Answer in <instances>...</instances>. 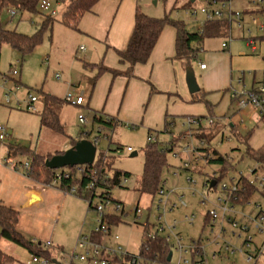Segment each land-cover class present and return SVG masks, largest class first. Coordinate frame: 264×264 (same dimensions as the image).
I'll return each instance as SVG.
<instances>
[{"label":"rangeland","instance_id":"rangeland-1","mask_svg":"<svg viewBox=\"0 0 264 264\" xmlns=\"http://www.w3.org/2000/svg\"><path fill=\"white\" fill-rule=\"evenodd\" d=\"M173 2L175 0H145L150 9L156 11L162 17L165 16V13L169 14L171 12L170 7ZM69 3L70 0L53 2V9L56 10L57 14L54 16L55 21L52 31L45 32L43 41L32 52L22 56L18 50L8 44L3 45L0 51V125L5 126L9 132L8 139L0 141V164H2L0 168V197L3 201L1 204L10 206L19 212L17 227L28 240L31 241L32 238H37L43 244L46 241H51V245L46 248L47 256L60 261L62 264L70 262V256L76 249L80 234L91 235L99 226L97 211L95 208L89 209L88 200L78 193L65 195L64 190L56 186L41 187L43 197L35 203L27 204L29 200L24 190L26 187L28 189L33 183L30 179L34 180L35 183L38 182L30 178L27 175V170L23 167L26 162L30 163L31 159L22 154L14 158H7L10 145L23 146L43 157H47L49 153L66 150L71 145V139L77 140L85 132L91 131L88 137L90 140L96 135V127L91 123L93 112L86 105L87 96H85L84 104L81 106L65 100L68 93L76 96L80 90H86L84 73L91 72L90 68L85 66L88 61L86 57L89 51V42L85 39L82 40L74 27L63 22V13ZM231 3L233 10L240 12L243 9L259 6L262 8L261 6H263L262 4H256L253 0H232ZM203 4H206L205 0H179L178 7L172 10L171 16L183 20L189 30L195 31L205 21V17L200 12L194 14L193 10L199 9ZM180 6L183 7L179 8ZM46 15L47 13L42 11L36 14L23 12L15 15L14 19L10 21L9 9L3 8L0 10V20L5 27L28 35H32L39 30ZM247 18H245L246 21H248ZM260 21L264 24V16L261 17ZM250 25L254 28L253 32H255L254 25L256 24ZM241 30L242 28L239 29L236 24L233 25L234 35L241 34ZM262 34L264 35V32ZM231 39V37L226 36L225 38H213L209 42L212 49L223 52L221 42L229 43ZM81 45L86 47L85 52L80 50ZM201 59H205L204 61L210 65L207 58H204V51L200 52L198 57L190 62V67L193 68L200 86H202L203 73L200 72L198 63ZM57 74L60 75L59 78H57ZM236 77H234L235 80ZM249 78L248 75L247 80ZM90 81L93 83V80ZM184 82L188 94L191 96L200 95V91L194 94L190 92L186 76ZM29 91L39 98L37 111L26 107ZM42 91L64 100L59 116L64 132H57L41 126L40 114L43 105L40 96ZM253 109L249 105L243 110H238L235 101L225 116L215 118L218 131L212 137V146L219 154L225 156L228 163L232 165V168H228L227 175L223 177V182L231 177H247L252 169H258L256 172L258 174L264 173V169L258 168V164L247 154L248 147L259 149L264 146V121L260 119L261 117L259 118V114L253 112ZM79 115L87 116L89 122L81 124ZM185 118L181 116L174 117V120L169 122L171 132L160 130H151V132L155 137L154 142L157 141L161 147L167 150L169 167H166L162 172L163 186L166 189L175 190L171 201L176 202L183 195L188 204L186 207L179 205L173 211L168 212L167 220L172 223L174 220L179 221L177 231L181 232L186 238H198L202 233L204 215L208 206L201 204L199 195H192L188 178L193 176L194 180L198 182L197 189L202 190L206 177L212 175L215 171L221 170L223 164L215 161L206 162L200 159L197 163L192 162V165L196 166L198 171L200 169V173L182 169L184 160L189 157L185 151L187 142L199 143L197 137L184 138V134L189 131L188 126L184 124ZM232 125H235L237 131L242 135L251 132L247 142L241 140L232 131ZM104 132L109 138L103 136L100 139L98 153L106 152L110 147H122V152L115 154L114 167L129 173L127 185L111 190L112 196L123 202L128 214L123 216L122 223L112 228L111 235L105 239V243L115 248L121 246L132 252H137L143 238V229L141 226L134 224L135 207L139 204L147 211V208L152 205L151 221H154L159 213L157 207H155L157 198L151 203L152 197L148 194L141 195L138 189L144 170L145 147L149 143L148 135L150 132L142 124L132 122H119L114 127H104ZM129 146L133 148V152H137L136 156H132L133 152L126 151ZM217 191H219V187L213 190L214 194L211 197L215 198ZM250 201V205L244 206L241 203H236L235 207L237 210L251 211L254 208L259 210L256 207V205H259L264 210L263 193L255 192ZM97 202H100V199L94 197L92 204L95 205ZM193 213L197 216L194 224L190 225L185 222V216ZM116 235L119 236V239L115 238ZM225 235L226 240L230 241L231 236L229 233ZM203 237L213 238L208 228L204 229ZM0 239L2 242H6L4 244L1 242L0 247L17 259L15 264H33L32 257L34 254L27 248L4 238ZM233 242L241 244L235 238ZM263 242L264 233L255 236L253 245L261 247ZM203 244L206 245L208 264H228L230 262L248 264L245 256L241 253L228 254L224 249L222 252H218V258H213V251L218 250L219 247L215 246L214 243H208L206 240ZM77 251H80V249H77ZM176 258L174 256V260ZM254 263L264 264V249L254 260ZM71 264L83 263L74 260Z\"/></svg>","mask_w":264,"mask_h":264},{"label":"crops","instance_id":"crops-1","mask_svg":"<svg viewBox=\"0 0 264 264\" xmlns=\"http://www.w3.org/2000/svg\"><path fill=\"white\" fill-rule=\"evenodd\" d=\"M178 1L173 2L170 7L171 12L177 9ZM138 6L150 16L162 17L151 10L145 0H100L92 11L82 16L75 28L79 37L89 42L86 57L88 61L85 66L90 68L91 72L84 73L87 87L84 93L88 99L86 105L93 114L98 113L112 118L117 124L119 122L142 124L150 133L151 130L164 131L168 117L225 116L231 105L235 103L230 95L231 89L241 87L237 83L239 78H243L244 85L248 89L257 87L264 80V35L262 34L264 27L263 29L260 27L263 24L260 21L264 16L263 5L262 8L259 6L241 11L243 14L241 34L234 35L233 25L236 23H232L230 33L232 39L226 51L223 48L224 41L221 42L223 52L212 49L209 41L219 37L206 38L203 41L200 52L204 51V58H207L210 65L204 61L205 59H201L198 63V68L203 73L202 86L198 84L200 95L188 94L184 80L187 68L190 66L176 57L177 30L172 25L164 27L149 60L146 63L136 64L132 76H114L110 72H105L93 84L90 80H93L98 64L120 71L128 69V64L120 62L117 50H123L128 45L135 26V12ZM250 24H256L255 32ZM84 48L86 51V47ZM201 63H205L206 68L202 69ZM248 75L249 80H247ZM235 76H237L236 80ZM203 100H207L211 108ZM253 112L257 113L255 109ZM30 180L33 183L24 190L29 200L27 204L35 203L43 197L41 187H55ZM64 193L67 195L65 191ZM2 202L0 197V204ZM233 239L230 237L231 241ZM1 242L0 239V246ZM4 243L6 242H2Z\"/></svg>","mask_w":264,"mask_h":264},{"label":"built area","instance_id":"built-area-1","mask_svg":"<svg viewBox=\"0 0 264 264\" xmlns=\"http://www.w3.org/2000/svg\"><path fill=\"white\" fill-rule=\"evenodd\" d=\"M62 0H41L39 4V10L43 13H47L51 16H56L57 12L53 9V2H61ZM206 4H203L199 9L193 10L194 14L200 12L203 14L206 20H221L223 18H228L231 23H236L239 28L242 25L243 14L240 11H235L232 8V0H205ZM256 4L264 5V0H253ZM10 12V21H12L18 13V10L14 8H9ZM203 21V24L205 23ZM202 24V26H203ZM263 29L264 24L260 25ZM250 32V31H249ZM223 48L227 50L229 48L228 42L223 43ZM80 50L85 51V48L82 46ZM201 68H206L205 63H201ZM60 75L57 74V78ZM237 83L241 88L233 87L230 91V95L234 101L237 102L238 110H243L249 105H251L259 114L260 117L264 118V80L254 88H247L244 85L243 78H239ZM11 91V90H10ZM9 91V93H10ZM67 102L73 103L75 105L81 106L85 101V93L83 90H80L77 95L68 93L65 97ZM39 101L38 96L29 93L26 107L30 110L37 111L39 106L37 102ZM79 120L81 124H87L89 119L85 115H79ZM92 123V122H91ZM117 124V123H116ZM189 131L184 134V138L190 139L191 137H197L199 143L187 142L185 151L188 156L183 164L182 169H185L190 172H197V167L192 165V162H198L200 159L209 162L217 158V155L213 153L212 141L208 143L204 138H198L199 134L202 133H212V128L217 124L213 116H188L185 118V123ZM96 135L91 139V141L97 147L98 156V145L100 139L103 136L108 137L104 132V127L100 125H95ZM198 134V135H197ZM9 132L8 129L0 125V141L8 139ZM109 138V137H108ZM186 139V140H187ZM90 140V139H89ZM155 137L153 133H149L148 142H154ZM123 150L122 147L110 148L104 152L106 154H119ZM127 152H133L132 147H127ZM177 155V153H175ZM179 156V155H177ZM96 160V159H95ZM25 169L27 170L30 167V163L26 162L24 164ZM69 167L62 168L66 172L59 171L56 174V178L53 181V185L57 184L63 174H66ZM78 172H84V165H77ZM257 169H252L249 176L245 177L248 183L252 186H255L259 189H264V173H256ZM92 181L83 190L82 193L85 194L88 190H95L94 197H98L100 202H97L94 206L95 210L98 213L99 226L94 230L96 234H100V239H95L92 235H86L81 233L76 244V249L70 256L71 264L74 260H79L83 264H112V261L115 258L120 257L123 259L121 264H157L156 261L149 260L141 253V246L146 240L152 241H162L169 243L172 248V257L169 261L170 264H208V254L206 250V245L203 242L206 240L208 243H211L215 246H218V250H214L212 253L213 258H218V252L224 251L228 254L241 253L245 256V260L248 264H253L254 260L263 252L264 242L261 247H255L253 243L255 242V236L264 233V210L256 205L259 210L255 208L251 211L237 210L235 204L240 201L239 192L244 190L245 184L241 182L244 176L239 178L231 177L227 181L221 179L220 181L216 180V184L211 187V181L215 180V176H218V172L215 171L212 175H208L204 181V188L202 190L197 189L198 182L194 180L193 176L188 178V181L191 185L190 189L192 195L200 196L201 204L207 205L208 208L205 212L204 218H208V222L204 227L202 233L198 238L185 237L181 232L177 231L179 221L174 220V222H169L167 220V214L171 210L173 211L177 206L186 207L188 206L184 196L181 195L176 202L171 201V197L175 192L174 189H166L162 186L157 195L152 198L151 203L156 199L155 207L159 211L158 215L155 217L154 221H151V208L152 205L147 208V211L143 209L139 204L134 209L135 220L134 224L139 225L143 229V238L141 240L140 248L137 252H132L128 249H125L121 246L112 247L105 243V239L111 235V230L108 226V215H122L126 216L128 213L125 210L123 202L112 196V193L105 194L104 197H101L100 192L96 191L95 185L98 182V174L96 171L92 172ZM67 175V174H66ZM213 176V177H212ZM128 177H123L121 179L120 187L127 185ZM166 183V182H164ZM219 187V191L213 196V190ZM68 193H79L76 187H72ZM92 198V199H93ZM251 201L248 200L242 205H250ZM196 214H187L185 216V222L190 225H193L196 220ZM205 221V220H204ZM205 223V222H204ZM150 227L146 232H144L145 227ZM205 228H208L209 233L213 238L203 237V231ZM226 233L238 241L241 244H236L233 241L226 240ZM116 239H119V236H115ZM31 242L35 245H39L42 248L46 249L51 245V241H46L44 244L38 241L37 238H32ZM80 249V251H77ZM174 256L177 258L174 260ZM129 258V260H126ZM33 264H52L47 257L38 256L36 254L32 257ZM62 264V263H61ZM228 264H235L230 262Z\"/></svg>","mask_w":264,"mask_h":264},{"label":"trees","instance_id":"trees-1","mask_svg":"<svg viewBox=\"0 0 264 264\" xmlns=\"http://www.w3.org/2000/svg\"><path fill=\"white\" fill-rule=\"evenodd\" d=\"M40 1L41 0H0V10L12 7L20 13L28 12L36 14L40 13ZM99 1L100 0H70V3L63 13V22L77 28L82 16L85 13L92 11L93 7ZM54 21L55 18L47 14L46 18L41 23L39 30L32 35H28L16 30L8 29L0 20V51L3 45L8 44L12 48L18 50L22 56L32 52L43 41L45 32L48 30L52 31ZM166 25H172L177 30L176 57L185 61L187 65L190 66L191 60L198 57L202 43L206 38L230 37L232 23L228 18H223L221 20H206L199 30L192 31L187 28L186 23L183 20L173 18L169 14H166L163 17H153L143 12L138 6L135 12V26L128 45L123 50H117L120 62L122 64H128V69L126 71H120L98 64L96 65L97 72L93 78V84H95L99 76L105 72H110L114 76H132L133 68L136 64L146 63L149 60L160 34ZM153 92L154 90L152 89V93ZM29 93H31V91H29ZM40 100L43 105L40 114L41 126L50 128L57 132H64V127L61 124L59 117L64 100L52 95L51 93H45L43 91L40 96ZM203 101L209 108H211V105L207 100ZM173 119V117L167 118L164 131L171 132L169 122ZM260 119L264 121V118L261 117ZM92 124L100 125L102 127H114L116 125L114 119L104 118L98 113L93 114ZM216 128L217 124L212 128V133L197 134L198 138H204L208 143H210ZM232 128V131L235 132L241 140L246 142L248 141L251 132H248L246 135H242L236 130L235 125H232ZM90 134L91 131L85 132L81 138L88 139ZM81 138L77 140L71 139L70 147L74 146ZM175 141L176 139L174 142ZM110 149L113 150L112 147H110ZM64 152L65 150L56 151L55 153H49L47 157H43L26 147L10 145L7 159L14 158L20 154L27 155L31 159L30 167L27 169V175L42 184L53 185V181L59 170L48 168L45 161L53 155L62 154ZM213 153L217 155V158L210 160V162L215 161L223 164L221 170L218 171V176L214 177L215 180L220 181L227 175L228 168H232V165H230L227 158L219 154L216 149L213 150ZM247 154L258 164V168L264 169V146L259 149L248 147ZM115 157L116 156L113 154L100 152L94 164L84 165V172H78L77 166L69 167L66 173L67 175L63 174L59 182L54 186L67 192H69L72 187H76L79 191L78 194L88 200V207L89 209H92L95 207L92 204V198L95 195V190H88L85 194L82 192L92 181L93 171H96L99 176L95 189L100 192L101 197H104L105 194L112 193V189L120 187L121 179L125 176H129V173L123 172L122 170L114 167ZM166 167H169L167 150L161 147L157 141L147 143L145 147L144 170L138 188L141 195L148 194L152 198L157 195L159 189L163 186L162 172ZM61 171L66 172L64 169H61ZM198 172H201L200 169ZM241 182L245 184V188L239 192L240 201L238 203H245L250 200L255 192L258 191L264 195V189H259L250 185L245 177L242 178ZM18 222L19 212L10 206L0 204V238H4L15 244L21 245L38 256H47L48 252L46 249L33 244L19 231L17 227ZM122 222V215H108V226L110 229ZM204 222L205 227L208 222V218H206ZM149 228V226L145 227L144 232H146ZM91 235L95 239H100V234H96L94 231ZM140 250L146 258L156 261L157 264H170L168 256L172 251V248L170 244L166 243L164 240H146ZM47 258L52 264H56L53 262L54 258L50 256H47ZM126 260H129V258H126ZM122 261L123 259L118 257L112 261V264H121ZM16 262L17 259L14 256L6 253L0 247V264H15Z\"/></svg>","mask_w":264,"mask_h":264},{"label":"water","instance_id":"water-1","mask_svg":"<svg viewBox=\"0 0 264 264\" xmlns=\"http://www.w3.org/2000/svg\"><path fill=\"white\" fill-rule=\"evenodd\" d=\"M186 82L190 92L195 93L199 90V85L196 80L194 70L191 67L187 68ZM97 155L96 145L89 139H80L76 144L65 150L62 154L53 155L46 159L45 164L50 169H61L65 167H74L77 165H92L95 162ZM137 152H133L132 156H136ZM216 184V180L211 181V187ZM172 251L169 253L168 261L171 260ZM54 263L61 262L54 259Z\"/></svg>","mask_w":264,"mask_h":264}]
</instances>
